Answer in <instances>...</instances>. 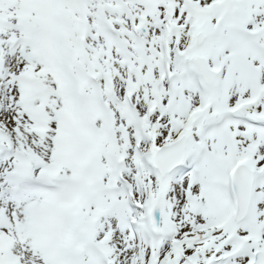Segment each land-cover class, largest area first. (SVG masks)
Segmentation results:
<instances>
[{"label":"snow or ice","instance_id":"snow-or-ice-1","mask_svg":"<svg viewBox=\"0 0 264 264\" xmlns=\"http://www.w3.org/2000/svg\"><path fill=\"white\" fill-rule=\"evenodd\" d=\"M0 264H264V0H0Z\"/></svg>","mask_w":264,"mask_h":264}]
</instances>
